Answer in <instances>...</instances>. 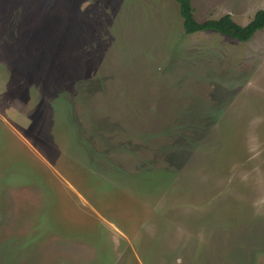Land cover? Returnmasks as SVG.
<instances>
[{
    "label": "rangeland",
    "instance_id": "374dc122",
    "mask_svg": "<svg viewBox=\"0 0 264 264\" xmlns=\"http://www.w3.org/2000/svg\"><path fill=\"white\" fill-rule=\"evenodd\" d=\"M0 264H264V30L185 35L174 0H0Z\"/></svg>",
    "mask_w": 264,
    "mask_h": 264
},
{
    "label": "trees",
    "instance_id": "16d2710c",
    "mask_svg": "<svg viewBox=\"0 0 264 264\" xmlns=\"http://www.w3.org/2000/svg\"><path fill=\"white\" fill-rule=\"evenodd\" d=\"M174 1L179 6L185 35L214 32L241 43H246L251 41L258 32L264 30V9L256 12L250 23L243 26L236 23L230 15L201 22L196 17V9L192 0Z\"/></svg>",
    "mask_w": 264,
    "mask_h": 264
}]
</instances>
